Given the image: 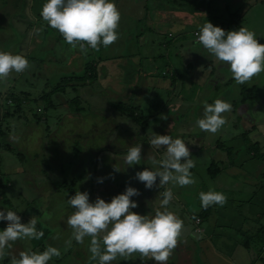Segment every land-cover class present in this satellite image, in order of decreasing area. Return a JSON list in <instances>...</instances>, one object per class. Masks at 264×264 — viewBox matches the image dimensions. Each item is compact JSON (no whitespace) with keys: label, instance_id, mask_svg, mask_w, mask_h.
<instances>
[{"label":"crops","instance_id":"obj_1","mask_svg":"<svg viewBox=\"0 0 264 264\" xmlns=\"http://www.w3.org/2000/svg\"><path fill=\"white\" fill-rule=\"evenodd\" d=\"M119 2L121 0L114 1L120 12V19L122 15L137 11L131 21L133 25L128 29L132 31L129 33L132 37L127 34L124 55L113 54L102 59L83 58L78 47L72 49L66 43L65 45L72 49L73 55H80V58H70L80 70L77 77L79 81L69 83V89L76 95L75 97L66 96L64 88L56 91L57 95L62 94L56 96L58 104L68 110L69 106L78 104L80 95L95 92L101 96L105 93L110 111H113L107 114L105 119L108 120V124L111 118L118 120L112 122L110 129L100 130L99 128L102 129L103 126L93 127L92 133L110 139L113 135L117 137L118 127L122 131L124 126L132 125L126 122L131 120L130 116L119 113L117 103L123 106L130 105L133 117L143 119L139 124H135L140 128L141 136H137L139 140L125 146L123 151H119V147L110 146L112 142L106 150L107 153L123 152L126 155L130 147L141 145V153L149 151L153 153L155 159L162 160L166 149L151 145L149 130L157 135L180 138L185 142L190 157L195 162V167L190 169L195 183L181 187L169 182L158 187L157 178L156 184L148 189L136 178L138 171L132 170L128 175L129 180L125 182L105 181L97 185L95 200L99 197L105 202H110L112 197L124 193L126 187H133L138 190L139 195L130 199L144 209L141 214L154 215L155 211L160 209L162 193L171 189L173 199L167 207L183 220L184 225L178 238L181 254L178 261L181 257L183 264L185 260L187 264H190V261L193 264H264V255L261 254L264 247V94L257 96L255 90L256 98L246 101V104L241 102L240 95L243 92L242 86H254L256 89V83L259 78L264 77V72L252 78L254 83L238 84L232 78L228 65L217 61L194 36V32L198 33L200 26L206 22L215 26L219 22L222 28L223 21H219V17L225 15L229 20L223 30L227 32L245 27L255 33L259 43L264 44V0H127V3L123 0L125 7L120 6ZM44 3L46 0H0V51L22 55L30 60L29 51L32 47L40 46L39 42L46 36L43 34L41 40H35L31 46L34 33L37 30L42 33L46 28L40 15ZM213 14H218V18L213 19ZM1 22L7 24L3 25ZM55 36L59 39L58 33ZM48 39L49 44L55 43L51 37ZM14 44H17L16 50ZM86 63L90 64L89 71L86 70L88 65ZM160 63L165 69L159 73L156 67L161 66ZM66 70L71 71V68L66 67ZM29 72L27 69L21 73H10L9 77L13 80L9 87L5 81L0 82V129L3 123L5 124L4 118L6 116L8 118L11 111L19 112L20 106L26 105L28 93L26 95L20 93L17 99H21L17 104L11 90L15 87L13 85L15 80H19L23 73ZM184 84L197 88L196 92L202 89L204 95L218 86L229 90L228 93L236 102L238 100L239 106H234L233 99L230 100L225 92L222 93L221 99L224 98L223 100L232 106L230 111L223 113L224 118L227 120V114L234 113L229 129L226 128V123L214 134L201 130L196 124L198 119L193 115L194 108L183 97L187 95L182 93ZM189 94L190 92L188 96ZM204 100H206L202 101L204 104L214 103V100ZM7 101L10 103L7 104ZM31 104L36 105L33 102ZM51 106L53 105L49 101L48 105L40 108L42 113L40 118L43 122L40 118L37 119L38 123L31 122L33 126H42L43 134L48 130L43 124L51 119L47 116L45 107ZM77 107L78 105L72 108L75 116L78 112ZM34 108L38 113L39 108L36 106ZM143 110L148 111L147 120L142 117ZM81 111L83 109H80ZM23 119L26 117L23 116ZM237 127L240 129L236 130ZM23 133L27 134L28 131ZM133 133L137 134V131L133 130L125 135H134ZM82 134L85 137L88 133L81 132L80 135ZM0 135L5 137V133ZM145 142L148 143L147 149L143 146ZM124 158L122 155V159ZM200 165L202 168H212L210 173L206 168L210 182L200 176ZM151 167L154 170L153 166ZM144 169L139 168L140 171ZM210 190L226 195L227 202L223 206L214 204L207 209L202 208L199 193ZM6 202L0 198L1 211L3 206L7 205ZM130 211L134 212V209ZM135 213L139 214L137 211ZM48 220L50 222H47V227L52 224L51 218ZM4 222L6 221L0 220V225ZM87 238L90 237H85L81 244H84ZM30 240L20 239L21 243L19 241L16 243L23 247L22 249L32 250ZM38 243L36 246H40ZM41 249L36 251L43 252V247ZM183 252L186 253L185 256ZM176 255L174 249L167 264H172ZM149 261L156 264L153 260ZM141 262L147 264L148 260L142 261L140 258L139 263ZM8 264H11L10 261Z\"/></svg>","mask_w":264,"mask_h":264},{"label":"rangeland","instance_id":"obj_2","mask_svg":"<svg viewBox=\"0 0 264 264\" xmlns=\"http://www.w3.org/2000/svg\"><path fill=\"white\" fill-rule=\"evenodd\" d=\"M114 1L115 0H113V2ZM122 1L123 0H121L119 4L125 7L126 4H123ZM124 1L127 3V0ZM133 12L134 13L125 14V16L122 15L118 28L116 29L119 38L115 43L107 47L100 45L98 51L88 48L87 45H85L86 50H80L81 56L83 55V58L102 59L113 54L124 55L127 34L132 37L129 34L132 31L128 29L133 25L131 21L137 14V11ZM218 16V14L212 15L213 19H217ZM220 20L223 21L221 23L224 29L229 19L225 15H220L219 21ZM1 23L3 25L7 24ZM42 24L43 26L45 25L46 28L44 27L45 29L42 33H39L41 32L39 30L34 33L31 46L35 43V40H41L43 34L46 36L39 42L41 43L40 46L32 47L29 51L30 67L28 69L30 72L23 73L19 80H15L13 84L15 87L11 90V93L15 95L17 104H19L21 99H17L20 93L24 95L28 93L30 99L26 98V105H21L19 112L11 111L8 118H6V116L4 118L5 124L3 123L0 129L1 134L5 133V137L4 135H0V198L7 201V205L3 206L2 211L10 210L16 212L18 216L21 215V223L25 224L28 223L33 216L38 220L36 228L38 231L44 233L43 237L38 240L39 243L42 244L43 249L46 250L48 246H52L56 247L61 253L59 257H53L48 264H98V261L90 260L91 253L89 251V246L91 237L87 238L84 244L77 242L71 243L75 239L73 230L68 225L67 221L69 216L74 212V209L68 203V200L71 196L75 195L76 191L85 192L84 189L86 186L95 189L97 185H100L101 180L103 183L105 181L112 183L115 181L125 182L129 180L128 175H130L132 170H137L138 172H140L139 168L151 170V166H153L151 164V159L154 158V155L149 151H145L141 153L140 164L128 166L124 163V159H122V155L126 156L123 152H120V154L107 153L106 150L112 142L113 144L110 146L115 148L119 147V151H123L125 146L135 141L137 142L139 140L137 136H141L139 135L141 133L140 128L136 125L143 121V119H133V117L130 116L131 120H126V122L132 125L130 126L127 124L128 126H124L122 131L118 127L116 132L117 137L113 135L111 139L92 133L93 127L103 126L102 129H99H110L112 122L118 120L111 118L108 124V120L105 119L107 114L113 112L110 111L105 93L103 95L101 94V96L96 95L95 92L93 94L86 93L85 95H80L77 104L78 116H75L73 114L74 110H72V108L74 109L77 105L69 106L68 110L59 106V100L56 96L62 94L57 95L54 88L57 87L58 90L64 88L66 96L68 97L76 96L69 89V83L70 81H79L77 77L79 76L80 70L78 67L76 68V64L74 65V61L70 58H80V55L75 56L72 54V49L65 45L66 42L63 36L59 32H56L58 30L51 28L44 20ZM217 27H220L219 22ZM57 33L59 39L55 36ZM190 36L191 35H189V37ZM48 37H51L55 41L53 45L48 43ZM54 38H56V40ZM190 38L193 39L192 36ZM13 47L14 50H16L17 44H14ZM61 58L64 59L61 60ZM86 61L88 62V60ZM160 64L161 66L156 67L159 73L165 69L164 65L162 63ZM66 67H70L71 71L66 70ZM73 68L75 69L72 70ZM12 80L13 79H10V77L5 80L7 87L11 85ZM252 81L251 79L245 84L254 83ZM60 83H62V85H58ZM185 84L182 93H187V95H183V97H185L187 101L190 102L192 108H194L193 115H195L196 119L203 118L204 103L202 101L206 102L204 99H207V101H215L216 99H221V96H223L222 93L225 92L230 100L231 98L233 99L232 102L234 106L238 103V100L236 102L235 98L228 93L229 90H224L223 86H218L213 90L211 89L207 95H204L202 89L196 92L197 88H192L190 84H188V87ZM263 88L264 77L259 78L258 83H256L257 96H262L264 94ZM188 92H190L189 96ZM49 101L53 106L45 107V109L47 110V116L51 119H48L47 122L43 124V127H48V130L43 134L44 128L42 129V126L39 125L33 126L31 122L38 123L37 119L42 116L40 108L48 105ZM31 102L36 104L34 105L36 108H39L38 113L34 111L35 108ZM244 103L246 104V101ZM184 104L186 105L187 102H184ZM55 105L58 106L54 107ZM117 105L119 104L117 103ZM117 105H115V107ZM234 106L232 111L235 109ZM126 107L131 109L130 105ZM80 109H83V111L80 112ZM23 116H25L26 119H23ZM233 116L234 113L227 114L226 128L228 129ZM142 117L146 120L148 119L147 110H143ZM11 118L12 120H10ZM40 121L43 122L42 118H40ZM239 129L240 127L236 128V130ZM133 130L137 131L138 135L134 133V135H125L131 133ZM23 131H28V133L24 134ZM123 131H125V133ZM81 132L88 134L83 137V134L82 136L80 135ZM6 134L9 135L7 136ZM46 135L48 136L47 138L44 137ZM115 137L117 139H115ZM142 140L144 141L143 137ZM143 146L145 149L149 148L147 142H145ZM34 156L36 158H34ZM91 168L95 170V173L98 175L95 174L91 176ZM200 168V176L207 182H210L206 175V168L208 169V167L202 168L200 165ZM29 171H32V173H28ZM97 177H99L98 182H96ZM137 205L138 207L134 208V212L137 211L142 215L141 212L144 209L139 203H137ZM49 216L52 222L50 226L55 227H47V222H50V220H48ZM261 224L263 223L261 222ZM6 226L7 221L0 225V231H2V229L4 230ZM51 239L54 240L55 243L50 242ZM18 241L20 242V239L9 242V246L4 250L5 255L0 258V264H8L9 261L11 263L13 257L18 259L20 252L28 250L22 249L23 247L21 248L20 245L16 243ZM179 246L180 244L178 242L175 248V253L177 255L173 258L172 264H183L181 257L178 261V257L181 255ZM183 255L185 256L186 253L183 252ZM130 258L131 260H129ZM139 261V253H134L131 257L117 256L116 260L112 261V264L113 262H115L114 264H145L142 262L139 263ZM151 263L148 260L147 264ZM185 264H187L186 260ZM190 264L193 263L190 261Z\"/></svg>","mask_w":264,"mask_h":264},{"label":"clouds","instance_id":"obj_3","mask_svg":"<svg viewBox=\"0 0 264 264\" xmlns=\"http://www.w3.org/2000/svg\"><path fill=\"white\" fill-rule=\"evenodd\" d=\"M40 15L47 24L58 30L72 49L77 47L85 51L88 48L98 51L100 45L107 47L117 41L120 12L113 0H46ZM198 41L217 61L226 63L232 78L238 84L250 81L264 72V44L259 43L255 33L245 27L225 31L210 22L200 26ZM30 67L29 61L22 55H13L0 51V82L7 80L10 73H21ZM231 104L222 99L204 104L202 119L197 126L207 132L216 133L227 121L223 116L231 110ZM150 143L155 148L164 147L166 152L162 160L151 159L153 169L145 168L136 173L138 181L151 189L159 178L158 187L174 182L181 187L192 185L195 180L190 169L195 162L190 157L185 142L169 135H157L149 130ZM142 146L130 147L124 158L128 166L141 162ZM183 160V162H182ZM102 182V180L100 181ZM139 195L137 189L126 187L124 193L105 202L97 197L89 202L87 192L76 191L68 203L74 212L68 218V225L73 230L77 243H83L85 237H91L90 260L98 264H111L117 256L131 257L139 253L142 261L153 260L156 264H167L177 246L183 229V220L168 209L173 199L171 189L162 193L160 209L154 215H140L130 209L138 207L130 198ZM201 207L223 206L227 197L221 192H200ZM50 218V216H49ZM0 220L7 221V226L0 231V258L5 255L9 242L18 239H36L44 233L38 231V220L33 216L28 223H21V218L14 211H0ZM56 247L48 246L43 252L25 250L19 258L13 257L11 264H48L53 257H59Z\"/></svg>","mask_w":264,"mask_h":264},{"label":"trees","instance_id":"obj_4","mask_svg":"<svg viewBox=\"0 0 264 264\" xmlns=\"http://www.w3.org/2000/svg\"><path fill=\"white\" fill-rule=\"evenodd\" d=\"M89 68H90V64H88L86 66V70L89 71ZM82 79V78H81ZM60 87V86H58ZM55 91L58 90V88H54ZM255 87L254 86H251V87H246V86H242V94L241 95V102H245V101H251L253 99L256 98V92H255ZM75 103V101H74ZM75 105V104H74ZM117 108L119 109V113L122 114V115H125V116H132L133 117V112L131 111V109L127 108L126 106H123V105H118ZM134 118V117H133ZM96 161V160H95ZM207 171L210 173L212 171V168H208ZM98 175L97 173H95V170H93L91 168V176L93 175ZM90 176V177H91ZM99 179V177H97V180ZM97 182V181H96ZM97 187V186H96ZM85 192H87L89 194V202H94L95 200V194H96V190L95 189H92V187L88 188L87 186L85 187L84 189ZM101 194V193H100ZM55 239V238H54ZM51 242H55L54 240H50ZM39 241L36 240V239H31L30 240V243L32 245V251H36V250H42V244L40 243V246H36L37 243ZM73 242H76V240H73L71 243ZM131 260V258L129 259ZM7 263V262H6ZM132 264H138V263H132Z\"/></svg>","mask_w":264,"mask_h":264},{"label":"built area","instance_id":"obj_5","mask_svg":"<svg viewBox=\"0 0 264 264\" xmlns=\"http://www.w3.org/2000/svg\"><path fill=\"white\" fill-rule=\"evenodd\" d=\"M194 36H195V40L198 41V37H197V32H194ZM7 104L10 103L9 101L6 102ZM198 231V230H197ZM262 256L264 255V247L262 248L261 251Z\"/></svg>","mask_w":264,"mask_h":264}]
</instances>
